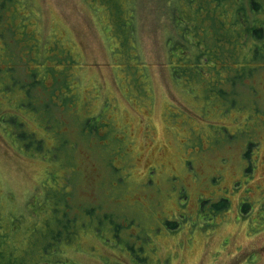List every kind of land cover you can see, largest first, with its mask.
Masks as SVG:
<instances>
[{
	"label": "rangeland",
	"instance_id": "obj_1",
	"mask_svg": "<svg viewBox=\"0 0 264 264\" xmlns=\"http://www.w3.org/2000/svg\"><path fill=\"white\" fill-rule=\"evenodd\" d=\"M10 4L11 28L31 37H20L17 52L9 34L6 48L0 38V120L8 117L0 121V214L22 229L34 219L58 226L54 207L75 216V233L60 242L61 260L72 264H133L130 245L143 246L147 264H264V70L246 107L204 106L168 66L161 0H136L126 44L111 35L98 0ZM47 51L66 65L54 61L63 84L48 83ZM15 56L26 65L10 73ZM27 66L48 86L31 87L35 110L19 106L27 85L15 78ZM221 197L228 206L217 216L208 207ZM84 208L104 218L99 231ZM108 218L122 226L119 239Z\"/></svg>",
	"mask_w": 264,
	"mask_h": 264
},
{
	"label": "trees",
	"instance_id": "obj_2",
	"mask_svg": "<svg viewBox=\"0 0 264 264\" xmlns=\"http://www.w3.org/2000/svg\"><path fill=\"white\" fill-rule=\"evenodd\" d=\"M11 2L12 0H0V38L6 48L8 41L3 38V32L9 34V40L15 44L14 52H17L20 50V37H31V35L22 33L18 35L13 27L11 28L13 26L11 16L5 15L10 8L8 6L12 5ZM98 2L105 7V12L109 16L108 28L111 35L119 36L116 38L121 44L133 41L137 18L136 0H98ZM161 2L167 61L174 79L184 85L194 98L201 100L204 106L221 103L226 107H246L248 96L255 92L254 83L258 73L264 70V0H161ZM6 17L8 23L6 22L5 25L2 20ZM47 54L49 63L45 66V73L52 76V79H48V83L63 84L64 78L56 77L55 74L65 73V69L58 67L62 65L65 68L66 65H63L61 58L54 51H47ZM13 60L16 64L11 62L10 73L18 65H26L23 59L19 62V57L15 56ZM54 61L60 62V65L55 64ZM0 77H2L1 71ZM15 80H18V83L26 82L27 85L25 88L27 99L22 100L19 106L26 109L38 106V103L33 102L30 97V89L41 85L42 89L47 90L44 77L39 75L33 66H27L22 70V76L16 77ZM7 87L8 85L5 84L3 90ZM49 101H52L51 97L42 98L44 108H48ZM58 102L65 104L67 99L61 98ZM57 105L60 109L63 107ZM11 120L16 124V129L25 128L14 116ZM57 120L61 123L60 118ZM0 121L7 123L8 117L2 115ZM43 125L46 128L50 127L45 123ZM90 128L89 131L92 130V127ZM221 130L230 136L225 127ZM28 134L29 138L33 137L31 146L37 149L39 143L42 144L39 137L31 130ZM253 145V141L247 140L248 147L244 152L246 155H249ZM250 169L251 166H248L247 171ZM51 194L56 196L55 192ZM226 199L221 197L216 203L210 202L209 210L217 216L221 215V211L228 206ZM208 202L209 200L205 199L201 204V213L205 214ZM246 203L243 202V209L246 208ZM52 210L59 225L51 226L48 224L49 219H44L43 229L34 222L36 219L29 224V228L22 229L19 222H16L17 217H9L10 222H8V218L0 214V264H72L70 261L61 260L64 255L60 254L62 252L60 242L64 239L69 240L75 233L76 217H69L65 210L57 216L58 210L55 207ZM84 211L87 215L95 217L97 222L95 230L99 231L104 218L96 217L98 214L94 208H84ZM108 219L112 237L119 239L122 226ZM8 223L11 225L9 226ZM175 224L170 220L166 222V225L171 227H175ZM17 231L24 235L16 236ZM22 239L30 242L23 244ZM128 248L134 259L133 264H144V262L147 264L143 246L130 245ZM142 252L144 256L141 255ZM145 259L146 261L142 262Z\"/></svg>",
	"mask_w": 264,
	"mask_h": 264
}]
</instances>
